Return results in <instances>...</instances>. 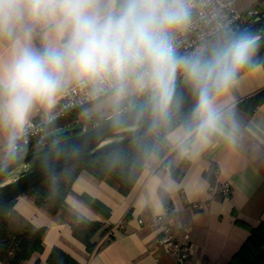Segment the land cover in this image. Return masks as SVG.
<instances>
[{"label": "clouds", "instance_id": "9594fccd", "mask_svg": "<svg viewBox=\"0 0 264 264\" xmlns=\"http://www.w3.org/2000/svg\"><path fill=\"white\" fill-rule=\"evenodd\" d=\"M196 8V0H0V129L9 150L33 114L51 120L76 91L115 126L133 108L138 125L167 133L181 155L225 135L222 98L253 66L257 38L225 34L211 49L183 54L177 37Z\"/></svg>", "mask_w": 264, "mask_h": 264}, {"label": "crops", "instance_id": "0c3cea01", "mask_svg": "<svg viewBox=\"0 0 264 264\" xmlns=\"http://www.w3.org/2000/svg\"><path fill=\"white\" fill-rule=\"evenodd\" d=\"M262 87L264 66L254 62L242 69L222 98L228 116L226 134L214 136L207 146L187 155H181L166 134L165 155L149 158L127 194L111 177L97 179L81 171L65 197V208L55 214L24 194L16 197L6 214L11 229L44 227L42 250L23 264H48L53 247L81 264H178L156 243L157 231L145 224L157 214H164L180 240L188 233L194 253L184 264H227L250 230L264 223V102L252 112L237 105ZM7 135L0 129V164L11 152ZM173 169L180 172L177 178ZM223 181L231 186L230 196H210L209 187ZM72 215L111 225L109 232L95 236L98 244L91 253L72 235ZM138 219L144 223L140 225Z\"/></svg>", "mask_w": 264, "mask_h": 264}, {"label": "trees", "instance_id": "16d2710c", "mask_svg": "<svg viewBox=\"0 0 264 264\" xmlns=\"http://www.w3.org/2000/svg\"><path fill=\"white\" fill-rule=\"evenodd\" d=\"M262 28H264V24L251 29L247 34L253 36ZM231 33L219 34L204 43L202 48L211 49L221 41L225 34ZM254 62L264 66V53ZM262 102H264V87L239 100L237 105L248 112H252ZM91 104L93 102L67 111L64 116L50 123L45 128L44 133L47 134L52 131L78 126L76 130L66 134L68 135L81 131L84 125H87L85 128H89L103 121L105 118H99L97 114H95V122L92 123L87 122L85 118H80V113ZM189 107L190 105L185 108V111ZM177 125H179V122ZM166 134L157 136L148 130L104 154L74 163L49 175L26 190L23 194L29 197L36 206L44 208L50 214H55L59 209L65 208V197L70 190L72 182L81 171H86L97 179L109 176L118 183L119 191L122 194H127L133 187L138 175L149 158L153 155L162 158L165 155L167 151L164 140ZM63 136L65 135L60 137ZM39 147L41 145L31 148L28 152ZM23 154L25 152H17L15 150L9 152L0 164V167ZM171 174L174 178H177L180 172L178 169H173ZM14 200L0 206L1 264H23L33 253L40 252L43 248L42 237L44 227H30L21 232H14L11 229L6 214L12 209ZM70 228L72 235L84 244L87 252L91 253L98 244L95 236L109 232L111 225H104L100 221L83 219L72 215ZM111 237L112 234L109 233V238ZM46 261L48 264H81L70 254L58 247H53L50 250ZM34 264H37V262ZM227 264H264V223L261 222L250 230L247 239L232 255Z\"/></svg>", "mask_w": 264, "mask_h": 264}, {"label": "water", "instance_id": "95a60500", "mask_svg": "<svg viewBox=\"0 0 264 264\" xmlns=\"http://www.w3.org/2000/svg\"><path fill=\"white\" fill-rule=\"evenodd\" d=\"M264 24V8L247 17L231 35L247 34L251 29ZM254 37L258 49L253 62L264 53V28ZM184 97L185 108L191 105V99L185 89H180ZM125 123L115 126L110 117L78 132V128L60 129L49 132L42 137L43 145L33 151L0 167V206L15 199L49 175L74 163L90 157L104 154L148 131L147 126H140L135 121L133 108L121 113ZM65 135L63 137H60Z\"/></svg>", "mask_w": 264, "mask_h": 264}, {"label": "built area", "instance_id": "2783aa9c", "mask_svg": "<svg viewBox=\"0 0 264 264\" xmlns=\"http://www.w3.org/2000/svg\"><path fill=\"white\" fill-rule=\"evenodd\" d=\"M237 1L196 0L197 8L194 10L190 28L177 37L179 51L183 54L196 52L198 47L219 34L233 32L247 17L258 11L252 9L242 13L236 5ZM261 1L257 0L255 5L260 4ZM91 102L82 93L76 91L68 94L58 102L52 112L51 120L43 112L36 113L30 118L24 134L16 141L15 151L28 153L31 148L38 145L42 146V137L45 135L44 130L50 123L64 116L67 111L80 108ZM209 194L210 196L228 197L231 194V186L227 181L218 182L209 187ZM193 206L197 205L193 204ZM167 210H169V206L165 207V211ZM138 223L141 225L144 221L138 219ZM145 224L157 231L156 243L165 247L178 264H184L193 255L194 246L189 241L188 233H184L182 240H180L173 232L164 214L154 215Z\"/></svg>", "mask_w": 264, "mask_h": 264}, {"label": "rangeland", "instance_id": "374dc122", "mask_svg": "<svg viewBox=\"0 0 264 264\" xmlns=\"http://www.w3.org/2000/svg\"><path fill=\"white\" fill-rule=\"evenodd\" d=\"M257 2V0H238L236 2V5L238 7V9L242 12V13H246L249 10L252 9H257L260 10L262 9V7H264V0L261 1L260 4L255 5V3ZM204 44H202L200 47H198L196 50L200 49L203 47ZM95 114H97V116H99V118H104L108 113L103 110H96L94 108V105L91 104L88 108L84 109L81 113H80V118H85V120L89 123L95 122ZM92 119V120H91ZM87 125H84V129H86Z\"/></svg>", "mask_w": 264, "mask_h": 264}]
</instances>
